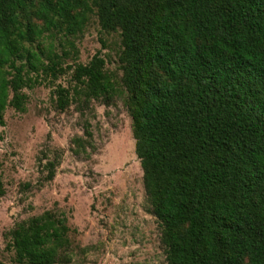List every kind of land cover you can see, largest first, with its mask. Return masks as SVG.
Listing matches in <instances>:
<instances>
[{"label":"trees","instance_id":"16d2710c","mask_svg":"<svg viewBox=\"0 0 264 264\" xmlns=\"http://www.w3.org/2000/svg\"><path fill=\"white\" fill-rule=\"evenodd\" d=\"M91 15L119 34L134 152L166 264H264V0H0V127L7 107L25 111L24 88L65 73L58 54L34 44L77 36ZM71 80L52 92L60 111L79 96L114 95L99 53ZM68 233L65 217L44 211L15 223L7 246L16 264H71Z\"/></svg>","mask_w":264,"mask_h":264},{"label":"rangeland","instance_id":"374dc122","mask_svg":"<svg viewBox=\"0 0 264 264\" xmlns=\"http://www.w3.org/2000/svg\"><path fill=\"white\" fill-rule=\"evenodd\" d=\"M44 35L33 49L58 54L66 70L56 80L40 76L31 88H24V112L12 107L4 112L0 264H16L7 246L14 224L44 211L65 217L75 253L71 264H166L160 227L146 202L134 152L118 32L101 31L91 15L77 36ZM96 53L105 61L113 97L106 103L79 96L64 111L58 110L55 87H72L73 67L87 64ZM48 163L54 164L50 180Z\"/></svg>","mask_w":264,"mask_h":264}]
</instances>
